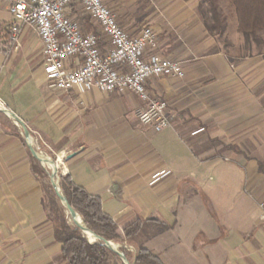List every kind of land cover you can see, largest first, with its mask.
Segmentation results:
<instances>
[{
  "label": "crops",
  "instance_id": "obj_1",
  "mask_svg": "<svg viewBox=\"0 0 264 264\" xmlns=\"http://www.w3.org/2000/svg\"><path fill=\"white\" fill-rule=\"evenodd\" d=\"M104 2L130 35L153 28L144 57L181 63L184 77L145 86L167 103L170 126L141 123L146 104L127 90L53 89L35 31L19 25L12 43L0 0V105L29 132L0 111V264H68L31 169L33 137L63 157L61 172L100 198L118 230L146 221L140 233L153 236L142 247L161 264H264V42L246 44L229 7L213 23L197 0ZM69 16L96 32L77 4Z\"/></svg>",
  "mask_w": 264,
  "mask_h": 264
},
{
  "label": "built area",
  "instance_id": "obj_2",
  "mask_svg": "<svg viewBox=\"0 0 264 264\" xmlns=\"http://www.w3.org/2000/svg\"><path fill=\"white\" fill-rule=\"evenodd\" d=\"M2 1L15 23L9 34L12 43H17L19 25L35 31L41 47L43 75L53 89L97 88L104 94L127 90L146 104L136 111L141 123L157 132L170 126L167 103L149 96L145 86L154 77L182 78L185 73L176 59L154 53L144 57L157 44L151 26L144 25L137 34L130 35L104 0ZM73 4L94 21L96 32L83 31L80 23L70 18ZM31 141L36 146L40 140L33 137ZM62 159L58 158L55 165L63 167ZM259 219L264 221V203H260Z\"/></svg>",
  "mask_w": 264,
  "mask_h": 264
},
{
  "label": "trees",
  "instance_id": "obj_3",
  "mask_svg": "<svg viewBox=\"0 0 264 264\" xmlns=\"http://www.w3.org/2000/svg\"><path fill=\"white\" fill-rule=\"evenodd\" d=\"M219 0H201L199 8L211 14L213 23L219 22ZM206 4V7L203 5ZM228 7L236 18V30L246 44L251 41L264 42V0H227ZM204 7V8H203ZM210 31L211 26L205 23ZM32 172L40 182L43 192L41 204L47 211L53 225V234L62 243L61 256L68 264H125L118 252L122 253L128 264H161L159 259L142 247L143 240L153 235H141L146 221H135L118 230L111 218L101 207L98 197L89 195L82 187L75 185L68 174L56 173L59 193L81 217L83 224L101 239L89 241L79 227L70 224L65 216L64 207L49 179V171L36 158H32ZM161 225L160 230L165 229ZM110 241L118 252L105 244ZM129 246L133 250L129 249Z\"/></svg>",
  "mask_w": 264,
  "mask_h": 264
},
{
  "label": "water",
  "instance_id": "obj_4",
  "mask_svg": "<svg viewBox=\"0 0 264 264\" xmlns=\"http://www.w3.org/2000/svg\"><path fill=\"white\" fill-rule=\"evenodd\" d=\"M0 111L4 112L5 114L13 117L15 119V121H17L24 129V133H25V136H26V139L28 140L29 139V132L28 130L26 129V127L24 126L23 122L20 121L17 117H15V115L13 113H11L10 111H8L6 108L2 107L0 105ZM31 147V146H30ZM31 150V153L32 155L39 161L41 162H48L51 166H52V172H51V175H50V178H51V184L55 190V192L57 193L60 201L62 202V204L65 205L66 209L68 210V212L70 213L72 219H73V222L74 224L79 227L81 229L82 232L84 233H87V232H90L91 234H93V236L95 237V239H101L99 236H97L95 233H93L92 231H90L81 221H78L77 220V213L75 212V210L66 203L65 201V198L59 193V188L57 187V184L55 183L54 181V175L56 173V167H55V164L49 160V159H43L41 158L37 152L35 151V149H33L32 147L30 148ZM71 156V155H69ZM68 156V157H69ZM89 241H91L90 239H88ZM94 241V240H93ZM92 242V241H91ZM105 244L107 246H109L111 249H113L114 251L118 252L117 249H116V246L114 244H112L110 241H105ZM120 258L122 259V261L125 263V264H128V262L126 261L124 255L120 252H118Z\"/></svg>",
  "mask_w": 264,
  "mask_h": 264
},
{
  "label": "rangeland",
  "instance_id": "obj_5",
  "mask_svg": "<svg viewBox=\"0 0 264 264\" xmlns=\"http://www.w3.org/2000/svg\"><path fill=\"white\" fill-rule=\"evenodd\" d=\"M198 1V5L200 4V1L201 0H197ZM204 7H206V4L205 5H203ZM203 7V8H204ZM227 0H219L218 1V8H219V10H222L224 13L226 12V9H227ZM39 146V147H38ZM34 149H35V151L38 153V154H40V157L41 158H43V159H49V160H51L54 164L56 163V161H57V159L58 158H60L61 156H59V155H57V156H54V155H51L48 151H47V149H45V146H44V144H41L39 141H38V144L35 146L34 145V147H33ZM39 161V160H38ZM40 162V164L43 166V167H45L48 171H49V173H50V175H51V172H52V166L48 163V162H41V161H39ZM62 162L64 163V161H63V159H62ZM55 169H56V173H61V174H63L61 171H62V166H61V164H58V165H55ZM55 173V174H56ZM49 179H50V181H51V178H50V176H49ZM54 181H55V183L57 184V187L59 188V186H58V180H57V178L55 177V175H54ZM61 204H62V202H61ZM63 205V207H64V213H65V216H66V218H67V220H68V222L70 223V224H74V222H73V219H72V217H71V215H70V213L68 212V210L66 209V207H65V205L64 204H62ZM76 212V211H75ZM77 213V212H76ZM77 216L79 217V219H80V221L82 222V219H81V217H80V215L77 213ZM83 223V222H82ZM84 233V232H83ZM84 235L87 237V233H84ZM88 238V237H87ZM89 239V238H88ZM95 240H97V239H95ZM94 240V241H95Z\"/></svg>",
  "mask_w": 264,
  "mask_h": 264
},
{
  "label": "bare ground",
  "instance_id": "obj_6",
  "mask_svg": "<svg viewBox=\"0 0 264 264\" xmlns=\"http://www.w3.org/2000/svg\"><path fill=\"white\" fill-rule=\"evenodd\" d=\"M77 220L80 221V219H79L78 216H77ZM87 237H88L91 241L95 240V237H94L93 234H91L90 232H87Z\"/></svg>",
  "mask_w": 264,
  "mask_h": 264
}]
</instances>
